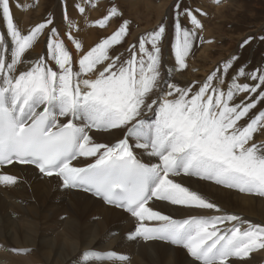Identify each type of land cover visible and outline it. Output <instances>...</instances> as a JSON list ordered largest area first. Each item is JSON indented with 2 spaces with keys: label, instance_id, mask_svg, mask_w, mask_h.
<instances>
[{
  "label": "snow or ice",
  "instance_id": "6c2138e0",
  "mask_svg": "<svg viewBox=\"0 0 264 264\" xmlns=\"http://www.w3.org/2000/svg\"><path fill=\"white\" fill-rule=\"evenodd\" d=\"M75 7L85 12L83 6ZM182 16L191 29L182 24ZM117 17L122 13L111 6L93 24L104 28ZM64 20L75 27L66 9ZM0 21L5 29L0 32V167L32 165L58 177L64 188L90 192L134 218L129 239L182 246L197 264H231L232 258L244 260L264 250V225L222 213L218 205L173 179L194 176L264 196V143L252 142L254 133L264 128V110L250 115L264 102V67L235 68L238 58L233 56L203 81L182 87L162 76L164 23L130 45L127 57L109 54L128 34L127 20L87 51L69 32L68 40L79 53L74 60L54 19L22 33L10 0H0ZM200 28L193 10L177 2L171 45L175 70L187 67ZM46 30V53L29 61L27 52ZM229 72L231 78L226 79ZM240 94L245 95L237 102ZM146 112L154 118H146ZM92 130L123 132L114 143H100L90 135ZM134 149L143 150L141 155L149 160L138 158ZM79 158L93 162L80 167L73 163ZM16 182L17 177L0 174V183ZM153 199L221 214L173 219L154 210L149 204ZM83 258L91 264L128 259L93 250L84 251Z\"/></svg>",
  "mask_w": 264,
  "mask_h": 264
},
{
  "label": "bare ground",
  "instance_id": "6f19581e",
  "mask_svg": "<svg viewBox=\"0 0 264 264\" xmlns=\"http://www.w3.org/2000/svg\"><path fill=\"white\" fill-rule=\"evenodd\" d=\"M22 1L24 2V0ZM27 1L28 0H26V2ZM43 1L44 0H38L36 11L40 12ZM80 1L81 0H68V3L66 4L68 16L75 27L69 28L68 23L64 20L65 8L61 9L62 11L59 12V16L54 25L58 28L59 36L72 53L74 60L78 59L79 53H77L71 41L68 40L67 34L69 32H71L73 37L81 43L82 50L87 51L101 40H93L96 33L100 32L101 35L109 36L117 29L116 18L111 20L109 27H106L107 25L104 28L94 26L93 22L103 17V15L100 14L102 11H98L96 7H93L91 8V15H88L89 13L87 14L88 16L85 13L81 14L75 7ZM207 3L209 2L207 1ZM253 4H251V6ZM214 5L218 6L219 4ZM222 7H224V5ZM160 9L163 10V8ZM24 11L26 12L25 17L28 18L27 16L31 13L27 10V7ZM82 16L83 18L86 16V18L89 19L86 25H79L78 23ZM139 20L142 19L139 18ZM15 24L17 23L15 22ZM35 25L36 24L32 23L23 25L22 23L23 30L21 32L26 33ZM153 26L154 25H152V27ZM201 32L202 31L200 30V33ZM202 34H204V32ZM47 35L48 33L46 30L44 35H41L38 42L35 43L34 47L27 52L26 55L29 58V61L35 60L38 56L46 53ZM127 42L129 43V41ZM232 45L233 44L230 46ZM170 53L168 55L169 57H167L169 60L167 59L164 61L165 66L162 71L163 76L165 80H171L183 87L185 86L186 81L179 78L180 71H177L174 68L171 75L168 74L170 68L166 65H168V63L170 64V60H172L171 62H175L173 59L174 57L172 58L173 54H171V56ZM109 54L113 56L112 51ZM118 55L125 56L123 51H120ZM197 57L199 56H196V58ZM196 66L195 69L197 68ZM24 67H27V64L24 65ZM76 69L78 70V65H76ZM209 70H202L198 74L199 82L206 78L210 73ZM145 117L148 119L154 118L151 113L147 112L145 113ZM60 119L64 120L62 117ZM76 123L79 124L80 121L77 120ZM122 132L123 130H113L111 132L92 130L90 135L96 142L114 143L117 137L122 138ZM252 142L259 145L264 143V139L256 140L254 136ZM134 151L138 158H141L144 162L149 160V157L146 155H141L143 150L134 149ZM151 159L153 163L157 162L155 158ZM91 162H93L92 158H79L78 161H74L73 163L77 166L84 167ZM0 174H9L17 177V182L15 184L6 185L0 183V264H91V262H86L83 258V252L86 250L97 252L112 251L117 255H123L128 258L125 261H107L105 264H197L182 246L174 245L164 240L145 241L142 238L129 239L128 234L134 231L136 223L129 213L103 202L93 194L82 189L62 187V182L58 177L44 176L43 174H39L31 166L16 164L1 168ZM173 179L182 183L184 186L189 187L191 190L197 191L210 202L215 203L217 200L220 204H215L219 206L222 213L235 214L242 220L264 225V196L241 193L237 189L228 188L223 185H220L221 188H218L216 187L218 184L212 181L201 180L194 176L180 175L173 177ZM188 180L190 181L188 182ZM200 190L209 195L202 194ZM149 204L154 210H158L161 213L178 220L187 219L191 216H211L221 214L216 213L214 210L172 205L167 201H158L155 199L150 201ZM12 249H24L26 251L23 254H18L12 251ZM95 264H100V262H95ZM231 264H264V250H256L250 254L249 258H245L244 260L232 258Z\"/></svg>",
  "mask_w": 264,
  "mask_h": 264
},
{
  "label": "rangeland",
  "instance_id": "374dc122",
  "mask_svg": "<svg viewBox=\"0 0 264 264\" xmlns=\"http://www.w3.org/2000/svg\"><path fill=\"white\" fill-rule=\"evenodd\" d=\"M44 1H46V2H44ZM44 1L42 2V8L40 10L41 13L39 11H36V5L38 4V0H28L27 2H26V0H24V2L22 0L10 1V3H11L10 4L11 15L13 16L14 23L15 22L17 23L16 26L18 27V29L20 31L23 30L22 23H23V25L28 24V23L37 24L39 22H43V21L50 19V18L54 19V22H55L59 16V12L62 11L61 9H64V8L66 9V4L68 3L67 2L68 0H44ZM207 1L210 4L207 3ZM12 2H14V3H12ZM21 2H23V3H21ZM135 2H136V4H135ZM177 2L181 3V5L183 7L191 8L193 10L194 14L199 19V21H201V25H202V28H200V30L202 31L201 33H200L199 29H196V37L193 40V47L190 51V54L186 58L187 67L184 70H179L180 71L179 78L183 81H186L185 86H187L191 83H194V82L199 83V77H198L199 75L198 74L202 70H207V69L209 70L210 69L209 71L211 72L215 68H217L218 66H221L223 62L227 61L230 57H233V56L238 58L235 61V68H239L240 66H244L247 71L248 70L251 71L252 69L264 67V39H261V37H264V0H225V1L219 0V2H217V0H214V1L213 0H140V1L139 0H134V1L133 0H127V1L126 0H81L79 3H80V5H83V7L85 8L84 13L86 15L88 13H89L88 15H91L92 14L91 8L96 7V9H98V11H102L100 14L104 16L106 14V11L111 6H116L119 9L120 13H122V17L116 18L117 27L120 25L122 20L128 21V34L126 35V37L123 39V41L120 44L114 46L113 48H111L109 50V53L111 51L113 52V56L114 55L116 56L119 54L120 51L121 52L123 51V54L127 57V55H128L127 49L129 48L130 45L137 44L138 39L142 34L150 32V31L156 29L161 23H164V25L166 26V35H165V37L162 41V44H161V49H162V69H161V72H162L163 67L165 66L164 61H166L167 59L169 60V58H167V57H169L168 55L170 52H171L170 55L173 54L172 53L173 52L172 46H171L172 43L174 42L173 18L175 15V4ZM222 2L223 3L225 2V3L223 4ZM79 3L77 5H79ZM152 3H153V5H152ZM59 4H60V6H59ZM104 4H106V5H104ZM214 4H219L218 5L219 7L217 5H214ZM251 4H253V5L251 6ZM223 5H224V7H222ZM145 6H146V8H145ZM148 6H149L150 10L148 9ZM161 6H163V7H161ZM16 7H19V8H16ZM26 7H27V10L31 13V14H29V16H27L29 19L25 17L26 12L24 11V9H26ZM153 8H155V9H153ZM160 8H163V10ZM197 9H199L200 12H197L196 11ZM201 12L204 14H201ZM16 13L17 14L19 13L18 14L19 16ZM16 15L18 16V18ZM21 15H23V16H21ZM139 18L142 20H139ZM160 18H162V19H160ZM27 19H28V22H27ZM88 21H89V19L86 18V16L84 18L82 16L78 23H79V25H86ZM181 22L185 27H187L189 29L192 28V25H190L187 18L182 16ZM110 23H111V20L109 21V23L107 24L106 27H109ZM152 25H154V26L152 27ZM84 27H86V26H84ZM202 29H204V30H202ZM140 30L143 32H141ZM3 31H5L4 24L2 21H0V32H3ZM205 31H206V33H205ZM236 31H238V32H236ZM203 32L205 35L202 34ZM239 32H241V33H239ZM237 33H239V34H237ZM208 34H209V36H208ZM242 34H244V35H242ZM137 36H139V37H137ZM216 36L217 37L219 36V37L217 38ZM94 37L95 38L93 40L99 41L100 39L107 37V35L106 36L101 35L99 32V33H96V36H94ZM233 37H234V39H233ZM248 37H252V39L249 40V42L247 44H243V42L246 39H248ZM206 40H207V42H206ZM208 40H209V43H208ZM127 41H129V43ZM231 44H233V45L230 46ZM242 44H243V47H241ZM204 47H205V49H204ZM227 50H229V51H227ZM231 50L234 52H232ZM220 55H221V57H220ZM196 56H199V57L196 58ZM165 57H166V59H165ZM173 57H174V54H173L172 58ZM190 58H191V60H190ZM221 58L223 59V61ZM173 59L175 60V58H173ZM171 61L172 60H170V64L168 63V65H166V66L167 67L169 66L170 69L174 70V68H175L174 63L175 62H171ZM209 62H210V64H209ZM211 64H213V65L215 64L214 67ZM170 65H172V66H170ZM188 65H189V68H188ZM191 66H192V68H191ZM195 66L197 67L196 69H195ZM194 69H195V72H194ZM181 75H183V76H181ZM231 75H232V73L229 72L226 76V79H230ZM162 76H163V72H162ZM241 82H244L243 78H241ZM249 82L252 83L251 81H249ZM261 90H264V89H261ZM243 95H245V94H243ZM243 95L240 94L236 98L237 102H239V100L244 97ZM263 107H264V102H258L256 105V108L251 110L250 115L256 114L259 111L264 110ZM245 122H246V120L241 121L242 124ZM262 130H264V128H262L261 131L259 130L256 133H254L256 140L264 139V131H262ZM190 180H188V182ZM213 186H216V185H213ZM216 187L221 188L220 185H218ZM201 193L204 195H209L208 193L203 192V191H201ZM215 203L220 204L217 200Z\"/></svg>",
  "mask_w": 264,
  "mask_h": 264
}]
</instances>
